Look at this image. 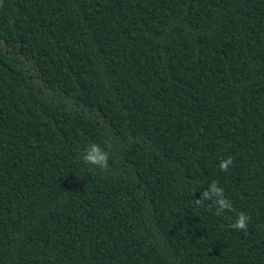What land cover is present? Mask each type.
Wrapping results in <instances>:
<instances>
[{
	"label": "trees",
	"instance_id": "trees-1",
	"mask_svg": "<svg viewBox=\"0 0 264 264\" xmlns=\"http://www.w3.org/2000/svg\"><path fill=\"white\" fill-rule=\"evenodd\" d=\"M0 264H264V0H0Z\"/></svg>",
	"mask_w": 264,
	"mask_h": 264
},
{
	"label": "clouds",
	"instance_id": "clouds-1",
	"mask_svg": "<svg viewBox=\"0 0 264 264\" xmlns=\"http://www.w3.org/2000/svg\"><path fill=\"white\" fill-rule=\"evenodd\" d=\"M83 163L87 165L95 166L101 170H107L109 167V152L103 149L100 145L92 143L84 150L82 154ZM232 157L221 160L219 167L221 171L227 172L230 165H232ZM205 201H210L208 205L211 208L215 206V215L221 216L225 212H235L233 204L231 201L225 197L224 189L219 186L218 182L213 180L203 191L200 199H196L195 203L198 206H202ZM250 217L244 212H238L236 214L235 222L230 225V227L237 231H246ZM224 227L223 225L221 226Z\"/></svg>",
	"mask_w": 264,
	"mask_h": 264
}]
</instances>
